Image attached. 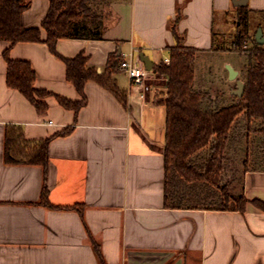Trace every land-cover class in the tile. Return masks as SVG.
Masks as SVG:
<instances>
[{
  "label": "crops",
  "instance_id": "obj_1",
  "mask_svg": "<svg viewBox=\"0 0 264 264\" xmlns=\"http://www.w3.org/2000/svg\"><path fill=\"white\" fill-rule=\"evenodd\" d=\"M235 1L107 0L101 39H61L56 50L66 59L84 54L87 65L103 73L111 56L133 45L154 67L177 44L171 26L180 14L176 31L185 47L197 51L194 89L212 95L220 83L227 92L219 101L234 103L244 61L227 46L239 33L242 8L250 36L264 45V0L243 7ZM49 8V0H30L24 26L42 29ZM9 48L11 60L31 64L36 89L81 100L65 62L47 44L0 41V264H264V211L253 203L264 202V171L244 175V212L165 208L167 109L155 102L166 90L164 76L152 70L145 103L128 96V79L119 71L113 79L126 94L125 104L90 81L87 104L78 113L50 97L41 116L7 84ZM12 126L27 141L51 138L46 186L53 208L40 203L41 166L5 162V135Z\"/></svg>",
  "mask_w": 264,
  "mask_h": 264
},
{
  "label": "trees",
  "instance_id": "obj_2",
  "mask_svg": "<svg viewBox=\"0 0 264 264\" xmlns=\"http://www.w3.org/2000/svg\"><path fill=\"white\" fill-rule=\"evenodd\" d=\"M49 1L50 8L42 23L46 32L43 39L41 28H26L23 24V13L30 7V0H0V41H7L12 46L22 42L47 44L51 52L65 62L67 79L77 89L81 100L73 101L36 89L37 76L31 64L11 60L10 48L4 53L8 62L9 88L25 96L41 116L48 113L50 97H55L62 107L78 113L87 104L85 86L90 81L96 82L125 104L126 94L113 79V74L122 71V56H111L106 70L98 73L87 65L84 54L66 59L56 50L61 39L102 38L105 14L98 15L92 6L101 0ZM180 17V14L177 15L171 26L177 44L169 49L170 64L161 62L152 69L167 79L166 91L155 101L167 109L164 205L168 209L209 208L244 212L249 202L243 194L244 175L250 170L264 171V153L262 168L250 169L248 156L241 166H237L227 152L241 117L246 121L248 134L254 125H258L257 132L262 137L264 151V45L250 36L247 9L242 8L240 30L233 45L239 52H248L250 56L245 88L237 102L219 107L207 93L194 89L192 64L197 51L183 45L182 37L176 31ZM245 45L246 49L243 48ZM69 131L59 135H66ZM50 142L51 138L39 142L27 141L23 131L12 126L5 135V162L41 166L45 173L40 203L53 208L46 186ZM253 203L264 211V202L254 200Z\"/></svg>",
  "mask_w": 264,
  "mask_h": 264
},
{
  "label": "rangeland",
  "instance_id": "obj_3",
  "mask_svg": "<svg viewBox=\"0 0 264 264\" xmlns=\"http://www.w3.org/2000/svg\"><path fill=\"white\" fill-rule=\"evenodd\" d=\"M107 0H101L98 4H93V8L94 10L97 12V14H105V4H106ZM252 18H255L254 16H252ZM236 41V38L234 39V41L232 42V44L227 46V51L230 53H232V55L239 57V59L244 61V65L243 67H241V78H239V80L243 81L244 84L246 82V78H247V68L250 62V56L248 52H239L235 46L233 45V43ZM225 75L227 76V74L225 73ZM157 84H161L163 83L161 80H157L156 82ZM219 85H217V87L215 89H213V91L211 90V93H213L212 95H209L210 97L214 96V99L211 100L212 102H217L219 101V99H221L223 97V93L227 92V89H223L221 84L218 83ZM160 91H163L162 89H160ZM159 91V92H160ZM166 91V90H165ZM163 93V92H161ZM205 93V92H202ZM238 101V100H237ZM236 101V102H237ZM225 103H228L225 105ZM235 103V102H234ZM232 103L227 102L226 100L224 102H220L217 105H220L219 107L222 106H227L230 105ZM214 108L216 109L217 106H214ZM258 130V125H254L251 129V132L248 134L247 133V124L246 121L244 120V117H241L236 125V127L234 128V131L232 133V138H231V142L229 143V149L227 152L228 157L234 161V163L237 164V166H241L243 164V162L247 159V156L250 159V164H249V168L250 169H258V168H262V155L264 153V151L262 150V146H261V142H262V137L261 135L257 132ZM249 154V155H248Z\"/></svg>",
  "mask_w": 264,
  "mask_h": 264
},
{
  "label": "built area",
  "instance_id": "obj_4",
  "mask_svg": "<svg viewBox=\"0 0 264 264\" xmlns=\"http://www.w3.org/2000/svg\"><path fill=\"white\" fill-rule=\"evenodd\" d=\"M243 48L246 49L247 46L245 45ZM121 56L120 67L129 82L128 96L132 97L136 94L141 103L147 102L155 80L152 70L149 71L145 68L144 63L140 60V55L137 54V48L133 45L130 47V51L122 53ZM163 62L169 65L170 56H165Z\"/></svg>",
  "mask_w": 264,
  "mask_h": 264
},
{
  "label": "water",
  "instance_id": "obj_5",
  "mask_svg": "<svg viewBox=\"0 0 264 264\" xmlns=\"http://www.w3.org/2000/svg\"><path fill=\"white\" fill-rule=\"evenodd\" d=\"M248 3V0H237L234 2V4L238 7H243V6H246ZM262 37V31H259L258 33V41L261 42L259 39ZM263 43V42H262ZM119 55H121V51H119ZM140 60L144 63L145 65V68L149 71L152 70L153 68V63L151 62V60L149 59L148 56L144 55V54H141L140 55ZM230 73H231V77L232 78H235L237 73L233 70V68L231 67H228ZM244 88H245V85L242 81H238V87H237V90L235 91V95H237L238 97H242L243 95V92H244Z\"/></svg>",
  "mask_w": 264,
  "mask_h": 264
}]
</instances>
